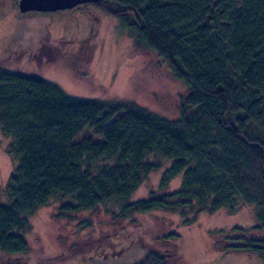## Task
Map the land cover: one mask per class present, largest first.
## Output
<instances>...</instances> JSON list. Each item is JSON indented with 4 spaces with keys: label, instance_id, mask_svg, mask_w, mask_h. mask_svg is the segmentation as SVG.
<instances>
[{
    "label": "trees",
    "instance_id": "1",
    "mask_svg": "<svg viewBox=\"0 0 264 264\" xmlns=\"http://www.w3.org/2000/svg\"><path fill=\"white\" fill-rule=\"evenodd\" d=\"M88 4L154 51L186 84L188 95L180 116L168 119L132 101L70 95L40 75L0 65V133L11 139L7 152L16 160L6 187L0 184V198L8 199L0 201L6 264H28L29 217L64 198L70 199L60 207L64 212L115 205L121 218L160 210L185 218L251 208L256 224L228 235L218 231L222 237L215 247L245 241L229 248L256 252L264 261V239L249 233L264 230V0ZM166 163L160 179L166 192L131 201ZM178 176L180 189L169 192ZM177 237L165 233L156 239L162 247L150 245L136 261L124 263L180 264ZM121 242L127 251L133 247ZM111 243L116 241H101L93 251L92 241L79 244L81 257L103 259L100 249Z\"/></svg>",
    "mask_w": 264,
    "mask_h": 264
},
{
    "label": "rangeland",
    "instance_id": "2",
    "mask_svg": "<svg viewBox=\"0 0 264 264\" xmlns=\"http://www.w3.org/2000/svg\"><path fill=\"white\" fill-rule=\"evenodd\" d=\"M18 2L0 0L1 67L40 75L70 95L132 101L168 119L180 116L188 87L154 51L136 44L119 20L91 4L48 15H24L19 11ZM10 142V138L0 133V184L3 189L16 166V160L7 152ZM168 164L152 172L131 201L165 193L160 188V179ZM181 183L182 176L176 177L168 191L179 190ZM7 200L6 196L0 198V201ZM68 200H52L29 217L26 230L30 247L28 264L132 263L151 246L162 247L156 239L168 232L178 235L175 240L183 258L180 264H264L256 252L229 248V245L245 241H225L215 247L222 237L218 231L225 230L224 235H228L235 227L251 229L256 224L251 208L244 207L234 214L221 210L202 212L196 217L189 214L185 218L177 212L160 210L121 218L115 205L77 213L64 212L60 207ZM249 233L255 239H264V230ZM121 240L124 242L121 244L130 242L133 247L128 251L123 249L119 245ZM89 241L93 242L92 251L101 241L116 243L102 250L99 248L106 253L100 254L106 255L103 259L98 256L91 259L87 254L81 257L79 244L83 246ZM6 261L7 257L0 251V264Z\"/></svg>",
    "mask_w": 264,
    "mask_h": 264
},
{
    "label": "water",
    "instance_id": "3",
    "mask_svg": "<svg viewBox=\"0 0 264 264\" xmlns=\"http://www.w3.org/2000/svg\"><path fill=\"white\" fill-rule=\"evenodd\" d=\"M100 0H19L18 8L21 13L56 12L70 10L83 4L99 2Z\"/></svg>",
    "mask_w": 264,
    "mask_h": 264
},
{
    "label": "flooded vegetation",
    "instance_id": "4",
    "mask_svg": "<svg viewBox=\"0 0 264 264\" xmlns=\"http://www.w3.org/2000/svg\"><path fill=\"white\" fill-rule=\"evenodd\" d=\"M81 6V5H80Z\"/></svg>",
    "mask_w": 264,
    "mask_h": 264
}]
</instances>
